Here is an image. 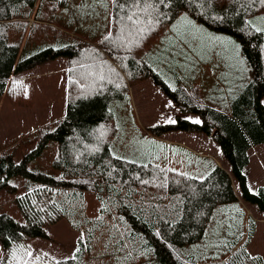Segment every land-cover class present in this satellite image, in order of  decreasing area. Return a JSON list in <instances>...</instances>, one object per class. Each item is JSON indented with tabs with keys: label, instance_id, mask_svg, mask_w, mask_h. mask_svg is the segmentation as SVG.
<instances>
[{
	"label": "trees",
	"instance_id": "trees-1",
	"mask_svg": "<svg viewBox=\"0 0 264 264\" xmlns=\"http://www.w3.org/2000/svg\"><path fill=\"white\" fill-rule=\"evenodd\" d=\"M36 2L0 0V94L7 95L13 103L29 102L22 81L15 76L57 56H65L69 74L67 104L60 119L37 130L34 136L36 148L29 149L21 159H16L17 147L0 151V189L12 186L10 180L14 175L30 177L23 193L16 199L25 221L20 222L9 213L0 212V243L5 252L4 259L25 261L29 257L25 252L31 250L28 239L48 237L47 227L67 217L74 227L82 228L87 234L88 243H91L89 248L95 254L97 263L101 261L99 258H103L101 256H106L99 249L107 242L108 237L105 236L111 235L108 234L111 231L126 235L131 244L130 253H136L147 264L259 263L261 256H252L247 250L253 225L243 242L228 246L229 251L235 248L225 259L218 260V252H215L212 262H206L203 254L185 258L176 247L159 236L156 227L162 221L170 224L181 221L187 196L198 180L195 176L166 171L171 149L159 137L176 130L205 131L213 135L222 152L221 159L238 185L242 201L255 205L264 218V186L251 190L245 171L249 164V149L264 142V103L261 100L264 96V34L263 31H256L258 23L254 22L256 16L264 14V4L260 0H171L170 4L169 0H164L168 7H161L160 11L166 13V18L158 24H146L145 31L137 34L132 44L117 41L113 45L109 40L96 44L75 35H68V39L64 35H54L49 39L45 33L39 36L40 30L32 32L34 22L29 25L30 17L33 16L34 21L38 19L32 11ZM96 2L98 0H68L66 3L67 14L82 26L84 32L93 31L92 27L97 24L96 13L92 12ZM114 4L115 0L113 14L119 13ZM100 5L102 10L107 0H102ZM181 13H186L199 26L218 30L234 40L253 66L254 78L232 104L231 113L206 108L184 88H174L157 67L161 58L160 49L148 52L154 42L172 28ZM177 30L178 34H183L178 27ZM115 36L116 33H113V39ZM147 78L172 97L184 111L199 114L203 123L178 115L172 122L149 126L146 134L140 131V127L136 131L131 127L126 134L122 110L124 104L130 101L129 86ZM168 78L175 83L177 74H170ZM87 127H93L91 133L70 145L71 137L78 135L79 138ZM54 140H59L64 151L68 155L73 153L76 158L86 153L88 160L96 163L103 159L106 163L109 160L104 158V153L108 152L113 157L137 164H155L158 173L153 179L124 184L118 175L132 165L124 163L123 166L118 159H114L115 164L112 163L116 167L107 170L70 162L55 173L31 170L28 167L31 158ZM112 144L120 147L129 145L139 157L130 159L111 152ZM200 165L205 169L203 179L216 167L215 162L214 165ZM227 192L224 178L219 177L211 184V189L200 190L193 199L196 204L191 207L200 213L202 207L208 205L205 200ZM95 202L97 207L93 211ZM192 225H200V221H189L187 226L191 229ZM122 246L125 247L126 243ZM13 249L16 250V257L12 256ZM35 252L33 250L32 255ZM108 255L113 256L112 253ZM67 258L56 259L43 253L40 256L36 254L32 261L36 264H87L89 260L94 261L87 257L82 239L75 255Z\"/></svg>",
	"mask_w": 264,
	"mask_h": 264
},
{
	"label": "rangeland",
	"instance_id": "rangeland-1",
	"mask_svg": "<svg viewBox=\"0 0 264 264\" xmlns=\"http://www.w3.org/2000/svg\"><path fill=\"white\" fill-rule=\"evenodd\" d=\"M67 1L68 0H37L36 6L32 11L36 18L42 20H36L35 26H38L39 29L34 27L32 32L42 30L39 33V36L45 33L49 39H52L54 35L61 37L64 35L69 37L68 35L73 34L91 40L89 39L91 37L84 34L82 26L76 21H72L70 15L67 14ZM78 7L82 9L81 6ZM74 8L77 10V6ZM261 17H264V14L262 16H256L254 22L257 21L258 28L264 29V19H261ZM177 20L178 18L175 22H177ZM190 33V38L194 36L197 38L196 45L194 44L195 38L190 41L185 35H183L184 33L178 34L177 28L175 31L172 28H169L163 34L167 39L161 41V37L158 38L148 49L149 52L159 51L160 49L159 56H161V58L157 67L163 73L169 84L176 85L173 80L168 78L170 74L172 75L173 73H176L177 77L180 76L182 79V83L184 82L189 85L194 82L199 84L204 83V85H211L212 88L214 85L220 86L223 90L224 97L229 100L232 96L233 87H241L244 82L248 81V79L251 81L254 78L255 72L253 66L235 41L226 37H221L222 39H220V36L214 38L213 36H209V33L204 34V31H200L197 27H193L192 25H190ZM213 34L216 35L215 33ZM187 36L189 35L187 34ZM206 42L208 45H211L212 51L217 55V62L206 60L202 56L203 53H201L200 47L202 43ZM52 43L58 45L56 42ZM22 75L26 76V80H22V83L24 85L26 98L30 100L29 102L13 103L7 95L4 93L2 95L0 94V141L3 143L17 141L12 148L4 149L11 150L17 147V160L21 159L24 156V153L29 149L32 150L33 148H36L37 140L34 136H36L35 134H37V130L52 124L64 115L67 104L66 97L69 76L68 59L65 56H57L54 59L26 70ZM232 75H234V77H230ZM154 87L155 88L150 91H152V96L155 98L156 107L154 108V111L158 113L155 118L156 122L148 124L143 118L140 120L141 123L138 121L134 122L132 115H134L136 111L131 101L126 102V109L122 110V116L125 118L127 125L124 126L126 127V134H128L131 127L134 131L140 127V131L145 132L146 134L149 126L157 123H166L161 121L168 120V117L165 115L170 111V101L169 99H166L168 96L158 85L154 84ZM212 94L215 101H219V97L214 94L213 89ZM163 96L165 99H163ZM262 100L264 102V97ZM26 129L28 131H26ZM86 129L87 130L84 128L85 131L82 134L80 133L81 135L79 138L78 135L72 136L69 144L74 145L78 140H83L89 135V133H91L93 127H87ZM174 132L175 131H171L159 137L166 141L167 148L170 147V149L174 150L187 147L186 144H183L181 147L178 146L177 141H181L180 139H182L185 143L192 145L199 151L211 152L212 155L214 154L215 156L218 155L219 151L217 152L216 149H213V146L217 145L213 139V135L200 136L198 135V131H191L189 132L192 133L191 136H189L188 133H183L185 137L182 138L179 135L174 134ZM83 134L85 135L83 136ZM2 142H0V144ZM131 149L132 148L129 145H127V147L126 145L120 147V145L112 144L111 152L124 155L130 159H137L139 156ZM253 149L254 151L251 155V161L246 168V174L251 190H255L259 185H264V142L256 144ZM190 150L196 153L195 150ZM104 154V158L107 157L109 160L106 163L103 162V159L101 161H96V163L93 160H88V155L86 153L85 155L76 158L73 153L72 155L70 153L68 155L67 151H64L61 145L54 140L50 141L42 152L31 158L28 162V167L31 170L41 169L48 173L60 171L68 162H70L69 164H78L83 167H96L99 170L113 169L116 167L112 163L115 164L116 161L114 159L118 158L113 157V155L108 152ZM205 155L206 154L203 156ZM167 157L168 161L166 167L169 165V156ZM202 157H200L201 160L205 159H202ZM118 160L122 162L119 163L123 166L124 163L128 164L127 166L132 164L136 169L140 170L141 164L124 159ZM189 160L191 161L192 166L190 169H193L197 163L196 157L192 155ZM218 160L221 164L224 163L221 158H218ZM133 166L130 168L133 169ZM184 167L189 168L186 165ZM151 169H146V172L143 175L140 173L141 171H138L136 174H129L130 177L123 178L121 174H119L118 177L124 184H135L142 180L151 179ZM200 171L204 172L205 169L200 168ZM131 172L134 173L135 171L132 170ZM29 180L30 177L28 176L14 175L10 180L12 186L7 189H0V212L9 213L20 222L25 221L23 212L19 208L16 199L21 193H23ZM95 204L93 211H95V208L97 207V202H95ZM217 212L222 213L223 209H218ZM248 212L253 213L255 216L259 217V219H264L255 206L250 207ZM213 223L215 224L214 221ZM259 228H262L259 230V237L261 238L264 234V223H261ZM81 229L74 227L67 217H62L54 224L47 227L49 234L48 237L34 236L28 239L27 243L31 248L29 252L32 253L33 250L36 252L31 257L29 256L30 258L28 257L25 261L20 260L17 262L13 259H4L5 252L0 243V264H36L35 261H32L35 258V255L38 254V256H40L43 253L56 259L72 257L78 250L81 239L85 243L87 257L92 258L95 261L89 260L87 264H147L145 259L138 257L136 253H130L131 244L129 243V239L119 231H111L108 233L111 235L105 236L108 237V240L100 246L101 248L99 249V252L103 251V254L106 256H101L103 258H99L101 261L97 263L94 258L95 254H93L89 248V244L91 243H88L87 234ZM124 243H126L125 247L122 246ZM224 249L225 245L223 243V250L216 254L218 260L222 259L225 255L223 252ZM111 253L113 256L108 255ZM256 261H258V257H256Z\"/></svg>",
	"mask_w": 264,
	"mask_h": 264
},
{
	"label": "crops",
	"instance_id": "crops-1",
	"mask_svg": "<svg viewBox=\"0 0 264 264\" xmlns=\"http://www.w3.org/2000/svg\"><path fill=\"white\" fill-rule=\"evenodd\" d=\"M102 0H98L96 2L92 12L94 11L96 13V25L95 27H92L93 31H86L84 34L86 36H89L91 38L90 41L93 43H100L104 40V37L107 35L108 31L112 29L113 25V0H107V7L100 10V3ZM34 17H30L29 25L34 22L33 27L35 26L36 21ZM189 18V17H188ZM189 20L192 21V25L194 27H197L200 31H204V34L209 33V36H213L214 38H217V36L226 37L224 34H221L222 32L218 30H213L208 27L199 26L196 21H194L192 18H189ZM41 24V23H40ZM177 27L183 31V35H185L186 38H189L190 41L195 38L194 44L196 45L197 38L194 36L190 38V25L184 24V23H177ZM39 29V28H38ZM42 30H40L41 32ZM215 33L216 35H214ZM187 34L189 36H187ZM73 35V34H72ZM171 35V34H170ZM67 39L69 37H66ZM88 38V37H87ZM228 38V37H226ZM167 38L164 37V35L161 37V41L166 40ZM232 40L231 38H228ZM31 40V39H30ZM29 40V41H30ZM234 41V40H232ZM31 42V41H30ZM200 51L202 56L206 60L218 61L217 55L214 54V51H212L211 45L203 44L200 47ZM149 52V51H148ZM26 72V71H24ZM21 72L17 74L15 77L21 79L24 77L26 80V76L22 75ZM34 75V74H32ZM35 77V76H34ZM175 77V75H174ZM234 77V75L230 76ZM178 79L175 80V87H182L186 91V93L192 95L194 98H196L200 104H202L206 108L215 109L219 111H223L226 113L232 112V104L234 101L238 99L240 94L245 89L247 83L250 81L244 82L241 87H233L232 90V96L229 100H227L224 97L223 90L218 85H214L213 88L211 85H204L199 84L197 82L192 83L191 85L182 83V79L180 76L177 77ZM154 82L151 79H144L141 81H138L132 85L129 86V93H130V101L134 106L135 113L132 115L134 122L141 123V118H143L146 123L151 124L155 123V118L157 116V112L154 111L155 106V98L152 96L151 89L154 87ZM156 85V84H155ZM212 89L214 90V94L219 97V101H215ZM2 95V94H1ZM167 95V94H166ZM168 96V95H167ZM164 97V96H163ZM191 97V96H190ZM264 97V96H263ZM262 97V98H263ZM165 99V97L163 98ZM166 99H169L171 102L170 105V111L168 113H164L167 117V121H161L168 123L169 121H174L176 116L179 115L181 117H190L191 120L195 121L198 119V123H203L202 117L193 112H187L184 111L181 106L176 103V101L168 96ZM171 99V100H170ZM262 100V99H261ZM167 101V100H166ZM263 102V100H262ZM168 103V102H167ZM264 103V102H263ZM125 105V104H124ZM126 109V106L124 110ZM155 112V113H153ZM163 114V115H164ZM26 131H28L26 129ZM177 131V132H176ZM174 134L179 135L180 137L184 138L185 136L183 133H188L189 136L192 135V133H189L191 131H183V130H176ZM198 135H211L210 133H207L205 131H198ZM19 140V139H18ZM181 141H177V144L179 147L183 146V144H186L187 147H189L192 150H195V152L191 151L189 148H179L170 150L168 156H169V165L166 167L167 173L169 172H177V173H183L185 176H195L198 180H196L195 186L193 190L188 194L185 207H184V215L181 221H179L176 224H170L168 222L162 221L158 224L156 227V230L159 234V236L166 241L171 246L176 247L177 250L181 252V254L187 258H194L197 254L198 256L200 254H203L202 257L205 258L206 262H212V258H214L215 252H220L223 250V243L225 245L224 249V256L225 259L227 254L230 253L233 249L229 251L228 246L231 245H237L244 241L245 237L250 234L251 226H254V230L252 235L249 238V243L247 244V250L250 255H257L261 256V261L257 264H264V234L262 237H259V230L262 228H259V225L261 223H264V219H259V217L255 216L253 213H249L248 209L250 207H254L255 205L251 204L248 205L244 203L241 199L240 192L238 189V185L236 181L234 180L229 168L224 164H221L218 160V158H221L222 152L218 145L213 146V149H216L218 152V155L215 156L212 155L211 152H202L197 149H195L192 145L185 143L184 140L180 139ZM57 141L60 145L59 140ZM2 142V141H0ZM17 141L12 143H1L0 144V151L4 149H9L14 146V144ZM260 144V143H258ZM256 144L252 145L249 149V163L251 161V155L254 151V147ZM185 146V145H184ZM62 147V146H61ZM44 150V149H43ZM206 154L205 156H203ZM194 155L196 157V165L193 167V169H190L191 161L189 160L190 157ZM205 158L203 160L200 159V157ZM219 156V157H218ZM189 158V159H188ZM207 158V159H206ZM214 162L216 163V167L213 169V171L204 179H200L199 177H202L203 173L200 171V163H208V165H214ZM132 165V164H129ZM187 166L189 168H185L184 166ZM249 165V164H248ZM247 165V166H248ZM133 166V165H132ZM134 167V166H133ZM151 167V168H147ZM247 168V167H246ZM146 169H151V179L157 176L158 173V166L157 165H150V166H140V170L136 169L135 167L132 168H126V171L121 174L123 178L130 177L129 174H136V172L141 171L140 173L143 175L146 172ZM134 170L135 172L132 173L131 171ZM246 171V169H245ZM219 177H223L224 181L227 184L228 192L223 193L222 195L217 196L216 198H212L209 200H205V203L208 204L205 207H202L201 212L198 213L196 210L194 211V208H192V204H196L194 198L197 197L201 189H211V184L214 183V180H218ZM141 180V179H140ZM130 184V183H126ZM264 186V185H259ZM225 208V210H224ZM218 209H223L222 213H218ZM192 214V216H191ZM194 217V219H193ZM263 218V217H262ZM194 220L200 221V225H192L191 229L187 226L189 224V221L193 222ZM215 222V224L213 223ZM188 227V228H187ZM213 227V228H212ZM214 251V252H213Z\"/></svg>",
	"mask_w": 264,
	"mask_h": 264
},
{
	"label": "snow or ice",
	"instance_id": "snow-or-ice-1",
	"mask_svg": "<svg viewBox=\"0 0 264 264\" xmlns=\"http://www.w3.org/2000/svg\"><path fill=\"white\" fill-rule=\"evenodd\" d=\"M170 3L171 0H169V4ZM260 3L264 4V0H260ZM114 6L116 9H119V13L113 14V28L108 31L104 39L111 41L113 45H116L117 41L121 44H124L126 41L130 45L134 42L133 38L136 37L137 34L145 31L146 24H158L161 19L166 18V13L160 11V8L168 7V4H165L164 0H115ZM105 7H107V5H105ZM261 19H264V17H261ZM177 23L192 25V21L189 20L185 13L179 15ZM192 26L194 27V25ZM252 26L256 28L254 24ZM176 28L177 24H172V29L174 31ZM256 31H264V29L256 28ZM113 33H116L115 39H113ZM101 78L103 79V77ZM80 87L83 88L84 85H80ZM185 119L192 118L185 117ZM196 122H199V120L197 119ZM199 178L203 179V177ZM25 255L31 256L32 253L25 252ZM12 256L16 257L15 249L12 250ZM65 259L68 258L65 257Z\"/></svg>",
	"mask_w": 264,
	"mask_h": 264
}]
</instances>
